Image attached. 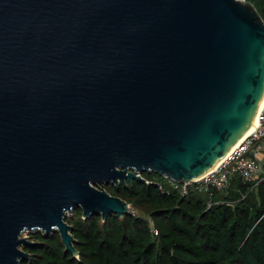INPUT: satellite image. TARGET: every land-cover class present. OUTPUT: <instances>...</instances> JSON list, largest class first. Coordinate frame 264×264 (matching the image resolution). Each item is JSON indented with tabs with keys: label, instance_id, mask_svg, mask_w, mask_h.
<instances>
[{
	"label": "water",
	"instance_id": "95a60500",
	"mask_svg": "<svg viewBox=\"0 0 264 264\" xmlns=\"http://www.w3.org/2000/svg\"><path fill=\"white\" fill-rule=\"evenodd\" d=\"M263 96L245 0H0V264L27 260L35 232L77 258L74 209L131 213L103 187L143 173L195 182Z\"/></svg>",
	"mask_w": 264,
	"mask_h": 264
},
{
	"label": "trees",
	"instance_id": "16d2710c",
	"mask_svg": "<svg viewBox=\"0 0 264 264\" xmlns=\"http://www.w3.org/2000/svg\"><path fill=\"white\" fill-rule=\"evenodd\" d=\"M245 1L264 22V0ZM141 177L103 187L131 213L102 221L74 209L66 218L77 258L58 234L35 232L22 246L28 259L21 264H264V178L245 183L234 174L223 189L190 187L182 194L180 184L158 174Z\"/></svg>",
	"mask_w": 264,
	"mask_h": 264
},
{
	"label": "built area",
	"instance_id": "2783aa9c",
	"mask_svg": "<svg viewBox=\"0 0 264 264\" xmlns=\"http://www.w3.org/2000/svg\"><path fill=\"white\" fill-rule=\"evenodd\" d=\"M262 153L264 154V107L259 113L255 131L237 146L227 161L214 173L203 179L180 184L181 193L185 194L187 188L190 187H195L198 191H202L209 185H215L219 189H223L234 174L239 175L245 183H252L259 177L263 179L264 160L259 158ZM145 183L148 182L145 181ZM160 189L162 188L160 187ZM152 232L155 233L154 231Z\"/></svg>",
	"mask_w": 264,
	"mask_h": 264
},
{
	"label": "bare ground",
	"instance_id": "6f19581e",
	"mask_svg": "<svg viewBox=\"0 0 264 264\" xmlns=\"http://www.w3.org/2000/svg\"><path fill=\"white\" fill-rule=\"evenodd\" d=\"M263 107H264V96L260 101L256 116H255L253 122L250 124V126L246 130V132L240 137L239 140H237V142H235V144L229 149V151L226 153V155L214 167H212L206 174H204L203 176H201L197 180L203 179V178L209 176L210 174L214 173L225 161H227V159L231 156V154L237 148V146L244 139H246L248 136H250L255 131L257 123H258V116H259V113L261 112Z\"/></svg>",
	"mask_w": 264,
	"mask_h": 264
},
{
	"label": "rangeland",
	"instance_id": "374dc122",
	"mask_svg": "<svg viewBox=\"0 0 264 264\" xmlns=\"http://www.w3.org/2000/svg\"><path fill=\"white\" fill-rule=\"evenodd\" d=\"M28 236H29V233H25V234L22 235V237L25 238L26 240H28Z\"/></svg>",
	"mask_w": 264,
	"mask_h": 264
},
{
	"label": "crops",
	"instance_id": "0c3cea01",
	"mask_svg": "<svg viewBox=\"0 0 264 264\" xmlns=\"http://www.w3.org/2000/svg\"><path fill=\"white\" fill-rule=\"evenodd\" d=\"M262 156L264 157V154Z\"/></svg>",
	"mask_w": 264,
	"mask_h": 264
}]
</instances>
